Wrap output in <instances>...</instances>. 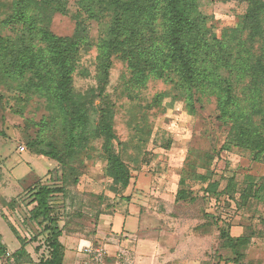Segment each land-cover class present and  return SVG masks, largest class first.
<instances>
[{
  "label": "rangeland",
  "instance_id": "obj_1",
  "mask_svg": "<svg viewBox=\"0 0 264 264\" xmlns=\"http://www.w3.org/2000/svg\"><path fill=\"white\" fill-rule=\"evenodd\" d=\"M15 1L0 0V36L17 42L24 36L22 26L5 22ZM78 1L66 0L64 12L51 16V33L75 35ZM247 1L197 0V8L208 32L235 49L233 32ZM81 20L88 45L81 48L72 74L76 93L98 86L95 44L103 29L85 16ZM261 48L262 42L254 44L255 53ZM130 77L126 63L114 56L101 98L113 112V152L131 176L128 187L116 191L102 140L89 132L78 142L80 128L70 130L63 108L23 86L0 84V233L11 249L18 244L31 248V256L21 260L12 253L6 260L0 257L2 264H38L47 255L44 225L31 219L34 185L60 190L50 206L62 229L65 264L72 263V252L75 264H83L82 249L90 243L109 253L119 246V264H264V192L241 198L250 181L254 190L264 184V156L254 160L251 152L230 143V124L221 118L215 96L181 89L173 74L149 77L136 87ZM244 85L235 83L238 97ZM99 101L95 98L94 105ZM89 115L93 128L97 114ZM72 137L80 148H67ZM24 172L26 178L16 179ZM211 183H217L214 193L206 191ZM130 213L139 218V230L120 238L117 229ZM12 229L24 244H17ZM234 240L239 241L235 252L230 248Z\"/></svg>",
  "mask_w": 264,
  "mask_h": 264
},
{
  "label": "trees",
  "instance_id": "obj_2",
  "mask_svg": "<svg viewBox=\"0 0 264 264\" xmlns=\"http://www.w3.org/2000/svg\"><path fill=\"white\" fill-rule=\"evenodd\" d=\"M65 3L66 0L13 2L12 13L5 22L20 24L24 36L17 42L0 36V84L23 86L63 108L70 130L80 128L78 142L89 132L102 140L101 150L113 191L127 188L131 180L125 163L113 152L116 139L111 127L113 112L101 98L114 56L126 63L135 87L144 86L149 77L163 79L173 74L181 89L215 96L221 118L230 124V143L251 152L254 160L264 156V0L247 1L240 27L233 32L238 39L235 49L208 32L197 0H79L75 35L59 37L51 33L48 23L54 13L64 12ZM82 16L103 29L95 44L98 86L76 93L72 74L81 48L88 45ZM106 19L104 24L102 20ZM257 42H262L259 53L254 52ZM235 83L245 84L241 97L235 94ZM95 98L100 100L96 105ZM90 112L97 114L93 128L89 123ZM80 144L72 137L67 148L70 145L80 148ZM40 153L49 157V153ZM216 188L217 183H211L206 191L214 193ZM254 188L250 181L241 198L247 201L264 192V184ZM58 191L34 185L31 192L35 204L30 211L31 219L44 225L42 234L47 249V255L38 264H63L64 247L59 241L62 229L50 206L51 196ZM178 194L180 199L186 198L184 192ZM12 231L19 242H26L15 229ZM232 242L230 248L235 252L239 241ZM0 256H5L2 247ZM11 256L21 260L28 254L21 246Z\"/></svg>",
  "mask_w": 264,
  "mask_h": 264
},
{
  "label": "crops",
  "instance_id": "obj_3",
  "mask_svg": "<svg viewBox=\"0 0 264 264\" xmlns=\"http://www.w3.org/2000/svg\"><path fill=\"white\" fill-rule=\"evenodd\" d=\"M29 174L26 172H24V174H22L21 176H18L19 178H16L18 180H23L24 178H26ZM33 182V181H32ZM30 183H27L26 185H29ZM2 197L5 196V195H1ZM7 196V195H6ZM0 215H3V213L1 212ZM134 217H136L135 215H131V213L129 215H126V217H122V222H121V225L120 227H118L117 229V233L119 234L120 238H127V237H130L131 235H133L135 232H138V228H139V218H138V221H136L134 219ZM137 218V217H136ZM120 220V219H119ZM4 221V220H3ZM113 226V225H112ZM134 232V233H133ZM12 233V232H11ZM114 233V232H113ZM14 235V234H13ZM17 244H18V241L17 239L15 238ZM119 243H121V240H119ZM0 244L2 246V248H4V251L5 253H8V254H11V253H14L15 251L19 250V244L17 246H15V248L11 249L9 248V246L6 244V242L4 241V237L3 235L0 233ZM117 247V252L114 253L115 251H113L112 253L110 252H107V258H108V263L109 264H119L120 262L118 261L119 257H121L122 253H121V249L119 246H116ZM30 249L28 246L25 247V250L27 252L28 255L31 256V253H30ZM72 257H71V261L72 263L70 262L69 264H75V256H74V253L72 252L71 253ZM0 257H4V260H6L5 256H0ZM118 258V259H117ZM83 260V264H86V258H82L81 261ZM65 261H66V247L64 249V259H63V264H65ZM0 264H2V261L0 259Z\"/></svg>",
  "mask_w": 264,
  "mask_h": 264
},
{
  "label": "built area",
  "instance_id": "obj_4",
  "mask_svg": "<svg viewBox=\"0 0 264 264\" xmlns=\"http://www.w3.org/2000/svg\"><path fill=\"white\" fill-rule=\"evenodd\" d=\"M82 252L86 257V264H108L107 251L101 245L90 243L82 249ZM5 256L8 257L9 254L5 253Z\"/></svg>",
  "mask_w": 264,
  "mask_h": 264
}]
</instances>
